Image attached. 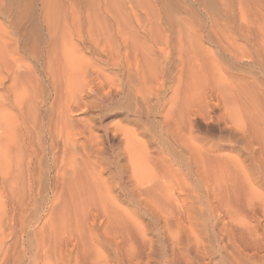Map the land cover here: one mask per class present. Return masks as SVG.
<instances>
[{"label": "rangeland", "instance_id": "rangeland-1", "mask_svg": "<svg viewBox=\"0 0 264 264\" xmlns=\"http://www.w3.org/2000/svg\"><path fill=\"white\" fill-rule=\"evenodd\" d=\"M97 36L95 45L120 55L127 38L148 41V87L127 62L116 71L106 65L93 51V40L81 46ZM0 37L18 39L20 55L40 73L44 89L51 86L45 69L64 40L80 44L76 60L93 75L122 79L110 94L93 92L89 110L74 114L77 120L93 118L110 171L102 180H55L52 160L44 158L40 180H11L16 197L33 195L32 205L21 210L24 220L38 213L41 222H70L73 211H61L60 203L89 196L92 189L118 208L117 231L107 215L90 221L101 251L98 264H264V139L253 141L256 134L264 136V0H0ZM194 53L203 79L232 83L223 90L201 89L191 105L178 87L180 57ZM7 80L0 84V122L16 119L9 124L12 134L20 117ZM146 92L149 114L138 117ZM128 143L135 149L133 165ZM6 156L0 148V164ZM6 183L0 180V202L13 194ZM224 183L243 187L242 201L220 204ZM152 184L156 192L150 193ZM73 259L66 264H76Z\"/></svg>", "mask_w": 264, "mask_h": 264}, {"label": "bare ground", "instance_id": "bare-ground-1", "mask_svg": "<svg viewBox=\"0 0 264 264\" xmlns=\"http://www.w3.org/2000/svg\"><path fill=\"white\" fill-rule=\"evenodd\" d=\"M6 38L0 37V84L6 86V79L11 81L9 89L15 96V104L11 103V100L8 103L16 107L18 115L15 117L19 116L20 121L12 134L10 133L12 126L9 124L14 118L3 119L0 122V148L7 149V156L3 159V164H0V180H5L13 193L8 201L0 202V264H66L74 260L73 258L76 264H98L101 251L95 244L93 235L96 234V229L94 225L90 226V221L99 219L101 215H107L109 224L117 231L119 221L115 218V214H118V208L112 199L101 192L92 193V189H89L91 193L89 196L86 193L77 194L64 198L60 203L63 206L61 211H73L74 216L70 222L64 218L60 223H54L52 220L41 222L37 220L38 213H34L31 218L26 217V219L30 218L26 221L23 219L25 213L21 210L32 205L33 195L16 197L13 189L17 185L11 180H40L39 169L41 170L43 159L46 157L52 160L55 180H102L103 173L106 170L110 171L111 165L109 163L105 165V145L94 133L96 126L93 118L77 120L74 114L77 110L81 112L89 110L91 105L87 97L92 96L93 92L99 95L101 91L109 89L105 94H110L113 89L120 87L122 79L118 76H116L118 78L108 76L106 72L93 75L94 73L83 68L76 60L77 52L83 50L78 48L80 44L64 40L62 47L54 48L50 58L52 60L45 69L44 76L50 80L51 86L49 89H44V81L39 76L40 73L38 74L32 65L24 62V58L20 55L18 39ZM99 38L100 36L85 38L80 42L81 46L85 47L88 41L93 40V51L106 65L116 71L122 64L124 65V61L127 62L129 69L132 65L135 73L141 72L144 84L148 87L152 78L151 48L148 41L129 37L125 43L127 51L120 55L112 49L106 51L110 48L103 49L104 46L101 44L95 45L96 42L100 43ZM136 50L138 53L133 57ZM180 60L184 65L181 68L178 89L180 88L184 93L185 100H191V105L196 102L201 89L208 87L223 90L226 85L230 86L228 83H232L225 77L203 79L204 74L199 69L195 53L182 55ZM90 73H92L91 77ZM115 75L118 73L115 72ZM139 99L146 105L145 110L138 105L136 115L141 117L142 113L149 114L150 93L146 92ZM7 104L3 105L7 106ZM1 105L0 101V109H2ZM7 117L9 116L6 115L5 118ZM128 132L130 131L125 132L126 138L131 139L133 135ZM79 135L82 136L78 138ZM46 136L48 141L45 140ZM263 139V135L256 134V139L253 141L262 144ZM262 149L264 150V147ZM126 151L133 165L134 146L128 143ZM146 159L150 162L147 147ZM223 165L227 170L232 169L231 165ZM262 168L264 170V162ZM224 184L225 186H219L223 193L219 195L220 204L224 200L229 204L232 200L242 201L245 192L243 187L239 189L236 183L235 190L233 186L232 188L229 184ZM154 187L155 184L150 186L148 189L150 193L156 192ZM227 203L225 206H228ZM2 205H5L4 209ZM17 215H20L21 219H16ZM71 247L73 251L70 250ZM117 255L114 254L115 257Z\"/></svg>", "mask_w": 264, "mask_h": 264}]
</instances>
